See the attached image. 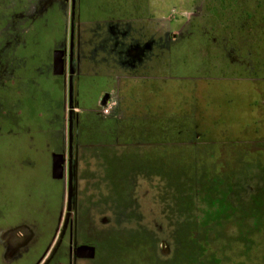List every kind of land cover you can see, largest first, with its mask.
<instances>
[{
  "label": "rangeland",
  "instance_id": "rangeland-1",
  "mask_svg": "<svg viewBox=\"0 0 264 264\" xmlns=\"http://www.w3.org/2000/svg\"><path fill=\"white\" fill-rule=\"evenodd\" d=\"M45 1L0 0V36L20 26L27 34ZM96 2L102 12L148 14L158 44L135 96L117 95L127 112L120 143L80 163L82 236L97 263L264 264V0ZM13 136L0 131V207L15 212L0 229L30 221L35 202L58 208L27 134L4 150ZM34 157L35 168L26 162ZM50 229L40 227L44 242Z\"/></svg>",
  "mask_w": 264,
  "mask_h": 264
},
{
  "label": "crops",
  "instance_id": "crops-1",
  "mask_svg": "<svg viewBox=\"0 0 264 264\" xmlns=\"http://www.w3.org/2000/svg\"><path fill=\"white\" fill-rule=\"evenodd\" d=\"M68 18L67 15L60 16L57 21L67 22ZM75 20L78 26L73 30H49L47 24L53 21L44 18L41 30L29 28L26 34L22 29L24 26H20L22 28L19 27L16 32L13 30L6 39L4 35L0 36V131L3 130L4 135L16 137L21 132L27 134L26 138L30 141L23 144L30 152H35L39 163L48 164L46 176L54 180L55 186L51 187L57 189L58 196V208L55 205L56 208L51 210L48 208L50 206L43 207L41 203L35 202V214L30 221L1 227L0 264H36L51 240L53 227L61 211L63 190H68L66 175L60 179L52 176V161L54 154L63 153L64 150L68 153L70 105L73 115L72 190H76L80 163L84 161L85 152L117 145L120 127L127 116L123 102L118 111L110 115H102L100 106L105 104L108 94H119L124 100L128 95L135 96L136 91L132 87L140 83L138 77L149 68V52L154 51L153 47L156 52L158 50V44H153L148 37V14L100 11L76 17ZM64 40L72 52L71 94L67 77L53 74V51L62 47ZM8 115L14 125L6 123ZM18 119L24 120V128L17 125ZM3 125H8V128L2 129ZM14 136V144L5 143L4 150L10 153V147L16 149L19 142ZM35 158L26 162L32 165L34 160L37 161ZM40 193L41 190H36V194ZM0 208V220L5 221L7 218L10 221L15 215L9 209ZM42 209L47 210V219L43 218ZM42 220H49L50 238L47 242L43 239L31 246V236L40 232L42 225H46ZM20 227H24L28 233L23 242L16 233Z\"/></svg>",
  "mask_w": 264,
  "mask_h": 264
},
{
  "label": "flooded vegetation",
  "instance_id": "flooded-vegetation-1",
  "mask_svg": "<svg viewBox=\"0 0 264 264\" xmlns=\"http://www.w3.org/2000/svg\"><path fill=\"white\" fill-rule=\"evenodd\" d=\"M91 1L92 0H46L38 9L35 10V12H33L34 10L32 11V16L30 17L29 22V28L33 31H37L39 29L41 30V21L44 18H51L53 23L49 22L47 24L49 30H73L76 26H78V23H75L76 17L89 16L92 15L94 12H100V10L96 9V0H94L95 3L93 2V5H90ZM66 15L69 17L67 19V22L61 23L57 21L60 16L64 17ZM66 44L67 42L66 40H64L63 46L57 49L65 50L66 71L64 75L68 79L70 75V70L72 69L73 71V68L71 66L72 52L70 50V46L68 49ZM110 95L111 94L107 95L106 101L108 100ZM63 155L65 158V175H67L68 156L66 150H64ZM72 167L74 166L71 162V169ZM79 208L80 204L77 202V195L75 193V190H72V194L70 197L68 195V190H66L65 196L63 190L61 211L59 218L56 220L55 225L53 227L51 240L46 246V248L43 250V252L39 255V260L37 259L36 264H80L81 261H85L83 264H99L97 263V261L100 259V257L98 256L96 244L93 243L94 241L85 239V237L82 236V225L85 220L79 213ZM95 220V218L91 219V221ZM42 221L44 224H46L42 225V227L49 226V224H47L49 220ZM16 233L18 234L19 240L22 242L28 236L27 230L24 227L18 228ZM39 238L42 237L41 234L39 235V232L37 231V233L31 236L29 244L32 246L33 243H37V241H39ZM81 244H86L94 247V255L92 256V258H83L77 256L76 248Z\"/></svg>",
  "mask_w": 264,
  "mask_h": 264
},
{
  "label": "water",
  "instance_id": "water-1",
  "mask_svg": "<svg viewBox=\"0 0 264 264\" xmlns=\"http://www.w3.org/2000/svg\"><path fill=\"white\" fill-rule=\"evenodd\" d=\"M64 49H56L53 51V74L63 75L66 71V56ZM68 89L71 94L72 90V69L70 70V75L68 77ZM69 133H68V195L72 194V169H71V158H72V109L70 105L69 110ZM65 158L63 153H56L53 155L52 161V176L54 178H62L65 176ZM77 256L80 257H92L94 255V247L86 244H81L76 248Z\"/></svg>",
  "mask_w": 264,
  "mask_h": 264
},
{
  "label": "built area",
  "instance_id": "built-area-1",
  "mask_svg": "<svg viewBox=\"0 0 264 264\" xmlns=\"http://www.w3.org/2000/svg\"><path fill=\"white\" fill-rule=\"evenodd\" d=\"M119 104L118 96L115 94H111L106 101V103L102 106H100V113L102 115H110L114 112L115 109H117Z\"/></svg>",
  "mask_w": 264,
  "mask_h": 264
}]
</instances>
